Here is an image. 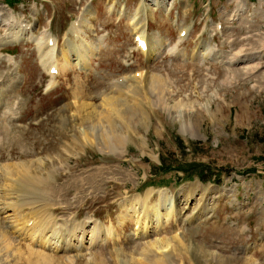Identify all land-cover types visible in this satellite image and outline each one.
I'll return each instance as SVG.
<instances>
[{"label":"rangeland","instance_id":"1","mask_svg":"<svg viewBox=\"0 0 264 264\" xmlns=\"http://www.w3.org/2000/svg\"><path fill=\"white\" fill-rule=\"evenodd\" d=\"M4 1L0 32L14 17L34 38L47 28L59 75L38 64L27 37L1 46L15 60L1 54L12 65L0 59V264H36L40 251L56 264H146L143 250L164 264H264V0ZM134 10L161 43L148 58L131 52ZM74 18L85 42L72 32L62 41ZM69 42L81 47L70 61ZM86 55L89 67L77 69ZM150 189V209L122 224L120 204ZM160 190L172 213L141 237L137 220L155 213ZM57 223L68 228L59 237L75 231L72 250L42 246ZM155 238L173 242L167 258L148 252Z\"/></svg>","mask_w":264,"mask_h":264},{"label":"bare ground","instance_id":"2","mask_svg":"<svg viewBox=\"0 0 264 264\" xmlns=\"http://www.w3.org/2000/svg\"><path fill=\"white\" fill-rule=\"evenodd\" d=\"M0 17H1V14H0ZM0 21H2V19L0 20ZM3 24L4 25H7V27H10L12 30L11 31H6V33H5V35H3V36H1V38H0V44H3V43H11V42H13V41H19L21 38H22V35L23 34H25L26 33V31L21 27V24L20 23H18V21L17 20H15L14 18H10V19H8V20H5V21H3ZM80 24V23H79ZM77 22L69 29V31H71L72 33H78V28H79V25ZM14 30V31H13ZM140 34H139V38L140 39H143V37H145V28L143 29V31H141V32H139ZM24 36H26V35H24ZM43 37H45V35H42ZM48 39H49V37H47L46 39H45V43H44V45H43V40L42 39H39L38 41L36 40V43H37V46L39 47V51L40 50H42L43 49V47H46V46H48L47 45V41H48ZM84 41V40H83ZM149 42H150V45H149ZM148 43H147V41H146V50H147V52L148 53H150V55H155L156 54V52H158L159 51V49H160V44L161 43H157L156 41H154V40H150ZM53 46V45H52ZM74 47H76L77 49H79V50H74V49H76V48H74ZM57 48H58V46H57ZM67 52L66 53H64V56L66 57V59L68 60V61H70V60H72V58H70V56H72L74 53H76L77 51H80L81 50V47L79 46V45H72L70 42H69V44L67 45ZM240 52V50L239 51H236V53H239ZM81 55V54H80ZM87 56V55H86ZM83 56V57H79V58H77V60L78 61H76V59H74L76 62H77V64H79V66L80 67H85V68H87V67H89V56ZM0 57H2L1 55H0ZM8 60L11 62V61H13V58L10 56L9 58H8ZM40 61H41V64L44 66V67H46L48 70H49V68L51 67V66H54L55 68H57V70L59 69L58 68V53H57V49L55 48V47H51V46H49V50H47L44 54H42L41 55V53H40ZM246 74H249V70H248V73H246ZM157 78V76L156 75H153V74H151V75H149V77H148V81L150 82V83H152L151 81L153 80H155ZM155 83H157L156 81H155ZM158 84V83H157ZM153 87H157V85H155L154 84V86H150V88L151 89H153ZM160 88V87H159ZM117 143V142H116ZM113 144V145H116V147H117V144ZM112 145V148H114L115 146H113ZM116 150V149H115ZM28 170V169H27ZM24 183H26V182H24ZM27 185H28V183H27ZM27 191L28 192H30V188H29V185L27 186ZM36 192V191H35ZM33 193V192H32ZM153 193V190H148V193H147V196L142 200V203H141V199H140V196H137L136 198H133V199H127L126 201H124L123 203H121L120 204V210L122 211V214H123V212H124V214H125V212H127V214H125V215H122V224L125 222V220H127V219H133L134 217H136V214H137V212L140 210V209H142V207H144L143 209H145V210H147V209H150L149 208V202L151 201V197H152V194ZM36 195H38V194H36ZM159 195H160V201H158L157 203H156V211H155V213L152 215V212H149L148 214H145V215H142V217L141 218H139L138 220H137V222L139 223L140 222V224H139V226H137V230L139 231V233H138V235L139 236H144V235H147V234H150L152 231H154V229L156 230V231H158V228L160 227V217L162 216V214H165L167 217H168V215H170L172 212H171V209H169L170 208V202H169V198H168V195L166 194V191H162V190H160L159 191ZM202 200V199H201ZM200 200V201H201ZM167 201H168V203H167ZM199 201V202H200ZM199 202H197L196 201V205H195V207H194V212H196L197 211V209H199ZM140 204V206H138ZM142 206V207H141ZM154 208V207H153ZM163 210H165V212L164 213H162V211ZM146 212V211H145ZM144 212V213H145ZM140 213V212H139ZM199 213L202 215V214H204V211H203V208H201L200 210H199ZM120 215V216H121ZM164 215V216H165ZM148 219V222L145 224V220H147ZM120 220V219H119ZM164 220V219H163ZM71 222V221H70ZM86 222V221H85ZM85 222H84V224H85ZM143 222V223H142ZM63 222H61V224H62ZM96 223V222H95ZM61 224H59V223H57L56 225H54V228L55 229H53L51 232V237L50 236H48V235H46V234H44V235H42V237H44V238H38V240L39 239H41L40 240V242H44V243H41L42 244V246L43 247H45V248H49V249H51L50 247H53L52 249L53 250H58V249H61V250H63V251H65V252H67L69 249H71L72 247H73V245H72V240H73V238H74V233H75V231H71V232H68V233H66V234H64V237L62 238V237H59L60 235H63V232H65L68 228L66 227V226H64V225H62V227H61ZM121 224V223H120ZM145 224V225H144ZM72 225V224H71ZM151 226V227H150ZM66 227V228H65ZM71 227V226H70ZM83 230L81 231V233L82 234H84V225L82 224L81 226H80ZM52 229V228H51ZM70 229V228H69ZM93 229V233H92V235H91V239H98L99 237H101V235H100V228L99 227H97V225L95 224L94 225V227L92 228ZM150 229V230H149ZM153 229V230H152ZM0 231H2V230H0ZM6 231V230H5ZM4 230H3V232H5ZM2 233V232H1ZM45 233V232H44ZM77 233V232H76ZM0 235H2V234H0ZM5 235H6V232H5ZM137 235V234H136ZM3 237V236H2ZM4 237H6V236H4ZM3 237V239H5ZM83 238V236H80L79 237V240L80 239H82ZM102 238H104V234H102ZM8 239V238H7ZM166 239V238H165ZM154 239V240H149L147 243H146V248L148 249V252L149 251H153V249H157V250H161V253L163 254V255H166V252L171 248V246H172V243L170 244V241H168V239ZM1 240V239H0ZM95 240V241H96ZM7 240H5L4 241V243L6 242ZM10 241V240H9ZM94 241V242H95ZM2 240H1V244H2ZM11 242V241H10ZM3 243V244H4ZM5 245V244H4ZM11 245H12V243H11ZM3 247V246H2ZM6 247V249H4V250H7L8 248H7V246H5ZM11 247V246H10ZM15 248V247H14ZM11 249V248H10ZM9 249V252L11 251L12 252V250H10ZM13 249V248H12ZM72 250V249H71ZM16 251V250H15ZM20 251V250H19ZM204 251V250H203ZM206 251V250H205ZM157 252V251H156ZM7 253V252H6ZM168 253V252H167ZM142 254L143 255H145V257H146V264H159V263H162V261H161V257L159 258V259H157V257H152V258H150L149 256L150 255H147L146 253H145V251L143 250L142 251ZM15 255V254H14ZM35 255V254H34ZM155 256V255H154ZM36 264H56V263H58V261H57V259L55 258V257H52L51 255H49V254H47V253H44V252H42V251H40V252H38V253H36ZM166 258H167V255H166ZM169 259V258H168ZM167 259V260H168ZM166 260V259H165ZM167 262V261H166ZM165 263V262H164ZM164 263H162V264H164ZM168 264H170V261L168 262ZM172 264V263H171ZM176 264V263H175Z\"/></svg>","mask_w":264,"mask_h":264},{"label":"trees","instance_id":"3","mask_svg":"<svg viewBox=\"0 0 264 264\" xmlns=\"http://www.w3.org/2000/svg\"><path fill=\"white\" fill-rule=\"evenodd\" d=\"M177 168H178V169H181V170H183V171H185V169L181 168V166H177ZM161 169H162V170H165L163 167H161ZM189 176H190V175L187 174V177H189Z\"/></svg>","mask_w":264,"mask_h":264}]
</instances>
